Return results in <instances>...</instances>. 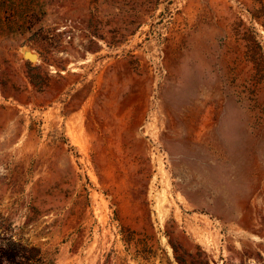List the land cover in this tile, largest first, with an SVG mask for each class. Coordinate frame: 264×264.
Returning <instances> with one entry per match:
<instances>
[{
	"label": "rangeland",
	"instance_id": "1",
	"mask_svg": "<svg viewBox=\"0 0 264 264\" xmlns=\"http://www.w3.org/2000/svg\"><path fill=\"white\" fill-rule=\"evenodd\" d=\"M206 262L264 264V0H0V264Z\"/></svg>",
	"mask_w": 264,
	"mask_h": 264
},
{
	"label": "trees",
	"instance_id": "2",
	"mask_svg": "<svg viewBox=\"0 0 264 264\" xmlns=\"http://www.w3.org/2000/svg\"><path fill=\"white\" fill-rule=\"evenodd\" d=\"M171 243H172V245H173V247H174V251H175V254H176V257L179 259V261H184V258L180 255V250H179V246L178 245H176V243L174 242V241H171ZM26 251H28L27 249L25 250V253H26ZM29 251H34V250H32V249H30ZM28 251V252H29ZM34 255L35 254H33L32 256H31V253L29 252V256H28V258L29 257H32V258H34ZM25 257H27V256H25ZM204 264H207V262L206 263H204Z\"/></svg>",
	"mask_w": 264,
	"mask_h": 264
},
{
	"label": "water",
	"instance_id": "3",
	"mask_svg": "<svg viewBox=\"0 0 264 264\" xmlns=\"http://www.w3.org/2000/svg\"><path fill=\"white\" fill-rule=\"evenodd\" d=\"M27 56H28L31 60H35V59H37V58H36V55H35V54H32V53H28Z\"/></svg>",
	"mask_w": 264,
	"mask_h": 264
}]
</instances>
